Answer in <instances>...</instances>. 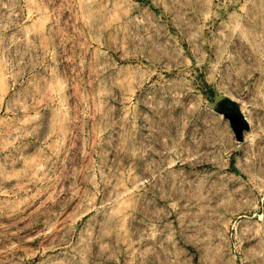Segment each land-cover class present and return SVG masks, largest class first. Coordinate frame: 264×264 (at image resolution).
Instances as JSON below:
<instances>
[{
    "label": "rangeland",
    "instance_id": "1",
    "mask_svg": "<svg viewBox=\"0 0 264 264\" xmlns=\"http://www.w3.org/2000/svg\"><path fill=\"white\" fill-rule=\"evenodd\" d=\"M109 1L0 0V264H264V0Z\"/></svg>",
    "mask_w": 264,
    "mask_h": 264
},
{
    "label": "water",
    "instance_id": "2",
    "mask_svg": "<svg viewBox=\"0 0 264 264\" xmlns=\"http://www.w3.org/2000/svg\"><path fill=\"white\" fill-rule=\"evenodd\" d=\"M230 101V100H229ZM228 108H222L220 105V114L224 116L230 123L232 130L234 131L237 140L242 141V134L248 129V124L244 118L238 113L235 104L230 101Z\"/></svg>",
    "mask_w": 264,
    "mask_h": 264
},
{
    "label": "crops",
    "instance_id": "3",
    "mask_svg": "<svg viewBox=\"0 0 264 264\" xmlns=\"http://www.w3.org/2000/svg\"><path fill=\"white\" fill-rule=\"evenodd\" d=\"M149 1V0H148ZM116 2V3H115ZM108 3L111 5V2L108 0ZM117 5L119 7V18L121 16L127 18V13L129 11L130 16H134V12L138 9V7H145L146 10L150 11L155 16L156 6L150 5L149 3L144 4L143 0H113V6ZM129 16V17H130Z\"/></svg>",
    "mask_w": 264,
    "mask_h": 264
},
{
    "label": "bare ground",
    "instance_id": "4",
    "mask_svg": "<svg viewBox=\"0 0 264 264\" xmlns=\"http://www.w3.org/2000/svg\"><path fill=\"white\" fill-rule=\"evenodd\" d=\"M249 180L252 184L253 190L256 189L258 194L261 193L264 196V173L262 172L259 175L257 174V175L249 176ZM243 188H244V186H243ZM243 188L242 189L239 188L240 189L239 192L244 193L245 189H243Z\"/></svg>",
    "mask_w": 264,
    "mask_h": 264
},
{
    "label": "trees",
    "instance_id": "5",
    "mask_svg": "<svg viewBox=\"0 0 264 264\" xmlns=\"http://www.w3.org/2000/svg\"><path fill=\"white\" fill-rule=\"evenodd\" d=\"M229 103H230V101L228 99H224L220 104L221 105H223V104L224 105H230Z\"/></svg>",
    "mask_w": 264,
    "mask_h": 264
},
{
    "label": "flooded vegetation",
    "instance_id": "6",
    "mask_svg": "<svg viewBox=\"0 0 264 264\" xmlns=\"http://www.w3.org/2000/svg\"><path fill=\"white\" fill-rule=\"evenodd\" d=\"M221 105V104H220ZM221 107H224V108H228L229 106L228 105H221Z\"/></svg>",
    "mask_w": 264,
    "mask_h": 264
}]
</instances>
